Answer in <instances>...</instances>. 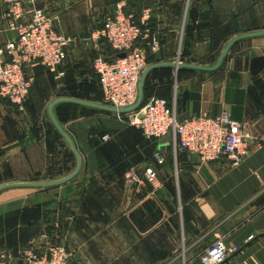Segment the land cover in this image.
Listing matches in <instances>:
<instances>
[{"label":"crops","instance_id":"crops-1","mask_svg":"<svg viewBox=\"0 0 264 264\" xmlns=\"http://www.w3.org/2000/svg\"><path fill=\"white\" fill-rule=\"evenodd\" d=\"M45 5L57 28L76 36L84 34L85 28L93 32L102 24H96L99 19L118 8L139 18L150 9L151 27L162 49L151 54L148 65L179 58L187 63L198 64L197 59L209 62L234 36L264 30V0H48ZM3 8L0 3V11ZM15 37L7 21L0 18V46ZM242 41H249L243 46L250 45L248 49L259 50L260 57L264 56V35L237 43ZM79 46L70 52L72 65L85 53ZM62 66L55 70L56 78L66 74V62ZM73 68L79 70L78 66ZM156 69L149 75L154 70H170L175 75L185 72L171 82L174 90L169 96L153 95L175 102L179 120L204 113L216 117L226 111L250 133L264 132L262 67L259 71L252 67L239 70L236 85L206 74L214 71ZM43 70L47 67L29 70L33 80L24 113L7 100H0V185L42 180L36 173L44 168L46 151L36 132L26 130L31 123L22 114L28 111L34 80ZM60 72L63 74L58 76ZM119 133L112 151L113 146L101 149L102 157L108 152L104 156L108 169L96 180L98 188H94L97 184H92L93 180L80 178L58 186H18L0 192V255L11 259V264H19L20 251L46 235L47 219L52 235L62 231L71 257L86 248L93 264H201L200 255L218 236H225L228 245L237 247L222 264H264L262 149L252 143L248 157L233 167L225 157L203 161L197 154L175 149L170 135L157 139L133 130ZM107 136L104 145H112V137L109 133ZM156 153L163 158L162 163ZM123 161L136 164L139 172L154 168L157 181L139 188L130 186L127 174L134 167L121 170L118 167ZM104 164H100V172ZM91 202L100 204L96 214L106 216L100 219L101 225L115 229H90L95 223L87 218L93 214L88 209Z\"/></svg>","mask_w":264,"mask_h":264},{"label":"built area","instance_id":"built-area-1","mask_svg":"<svg viewBox=\"0 0 264 264\" xmlns=\"http://www.w3.org/2000/svg\"><path fill=\"white\" fill-rule=\"evenodd\" d=\"M46 2L48 0H0L4 7L0 18L5 19L8 29L16 33L14 39L0 46V100H7L17 111L24 113L33 80L29 70L37 66L56 70L69 58L72 48L84 40L90 41L97 49L101 48L103 40L118 55L113 60L103 54L93 59L102 103L116 108L133 105L138 99L139 82L148 66V57L159 53L162 47L158 34L149 26L150 9L144 10L141 18L137 19L134 13L118 8L104 19L101 27L88 38H83L60 31L55 19L47 12ZM121 52L126 55L119 57ZM62 74L60 72L58 76ZM175 106V102L171 103L165 97L153 96L139 111H134L133 124L147 138L159 139L170 135L175 149L197 154L203 161L225 157L231 166L236 167L248 157L252 143L264 151V132L250 133L228 112L216 117L204 113L179 120ZM103 138L109 139L107 135ZM156 157L159 163L163 162L159 153ZM127 180L135 188L155 184L157 172L150 166L142 172L131 168ZM225 238L218 236L200 255L201 264H222L237 250L236 246L228 245ZM17 262L74 264L66 246L53 242L47 235L23 248ZM0 264H11V259L0 255Z\"/></svg>","mask_w":264,"mask_h":264},{"label":"rangeland","instance_id":"rangeland-1","mask_svg":"<svg viewBox=\"0 0 264 264\" xmlns=\"http://www.w3.org/2000/svg\"><path fill=\"white\" fill-rule=\"evenodd\" d=\"M103 19H99L96 24L99 25L100 22H103ZM95 28L96 26L91 28V30ZM82 31L84 34H81V37L83 38H88L92 33L89 28H85V30L83 29ZM245 43L247 44L249 41H242L241 43L235 44L231 48L222 65L214 72L206 74L208 76L216 75L217 80L220 82L225 81L227 83L230 82L231 85H236L239 70H249V68L252 67L255 68L254 70L259 71L260 67H262L263 70L261 72L264 73V56L260 57L259 50L256 53V51L248 49L250 45L243 46ZM81 45L79 48H82L81 50L85 49V53H81V57H79V61L76 65H72L69 60V56L66 60L67 69L64 76L56 78V71L49 68H47V71L43 70L40 74H38L34 80L33 96L28 103V111L25 114H22L25 117V120H28V123H31L27 126L26 130L29 129V132H33L34 134L36 132L37 137L41 139V144L44 146L46 151L44 156V168L42 171H38L36 173V176L38 178H42V180H51L63 177L72 172L77 163L76 156L70 146L56 129L48 116L49 103L55 98L57 99L64 96L102 103L100 100V84L93 70V59L98 54H104L105 50L102 47L97 49L88 40H84ZM205 51L208 50L206 49ZM221 52L222 49L215 52L209 62L199 59L196 61L198 64L208 66L214 65ZM150 61L151 56L149 62ZM67 62L71 65H68ZM76 66H78L79 70H75L73 68ZM190 73L191 72L188 71L187 74ZM184 75L185 72L175 75L172 74L171 71L169 72L165 70L152 72L151 75L148 76V88L144 91L142 104L137 111H139L153 95L169 96L174 90V86L171 82H175L177 78L180 79ZM259 76L260 75H255V77L260 78ZM180 86L181 85H179V92L182 90ZM77 106L79 105H64L60 106L57 111V114L61 119L60 123L74 140L83 158L81 170L78 175L72 179V182L83 178L82 180H93L92 184H97L96 180L101 177L100 175H103L105 169H108V167L106 168L108 163L105 162L104 159V156H106L105 154L108 152L105 151L106 153L102 157L101 149L104 147L107 148V146H113L110 148V151H112L114 149V144L117 142L116 139L118 138V134H120L119 132L122 130H133L140 133L143 132L140 128L133 124L135 116L134 112L128 114H118L96 108H82ZM27 115L29 118H27ZM107 133H109L112 137V141L109 142L114 143L112 145L109 144L105 146V140L103 137L107 135ZM112 160H115V158ZM101 163H105L102 172H100ZM123 163H118L120 164L118 168H121V170L123 169V171L126 169L128 170L130 167H137L136 164H132L131 162L125 163L123 161ZM140 172H142V170H140ZM94 188H98V184ZM114 198H116V196H114ZM90 205L91 207L88 209L93 214H88L87 218L91 223L95 222L94 226L90 229L95 231L105 229V224L101 225L103 221H100L102 217H106L105 214H96V207H100V204L91 202ZM106 229L110 232L112 229H115V227L109 226L108 224ZM48 230H50V221L48 222V220L45 219V231L43 234H46L53 242L61 243L66 246V241L62 240L63 237L65 238L62 231L58 232L60 235H52V233ZM66 233L67 232H65V234ZM74 242H76L78 246L77 240ZM81 251L82 252L75 253V255L73 253L72 260L74 264H93V260L90 257L88 250L83 248Z\"/></svg>","mask_w":264,"mask_h":264},{"label":"water","instance_id":"water-1","mask_svg":"<svg viewBox=\"0 0 264 264\" xmlns=\"http://www.w3.org/2000/svg\"><path fill=\"white\" fill-rule=\"evenodd\" d=\"M264 35V30L263 31H258V32H248V33H243L234 36L231 38L227 44L224 46L222 52L220 53L217 62L214 65L208 66V65H202V64H196V63H187V62H182V61H172V62H157L148 65L145 70L142 73L140 82H139V95L137 101L129 106V107H124V108H116L114 106H109L103 103H97V102H92V101H87L83 99H78V98H73V97H59L55 100H53L49 106H48V116L56 129L60 132V134L63 136V138L66 140L68 145L70 146L71 150L73 151L74 155L76 156V167L75 169L70 172L69 174L56 178V179H51V180H38V181H14V182H7L4 184L0 185V192L9 187H18V186H25V187H52V186H58L61 184H64L66 182L71 181L73 178H75L78 173L81 170L82 164H83V158L82 155L77 148L74 140L71 138L69 133L65 130V128L62 126L60 121L58 120L57 116L55 115V107L60 104V103H75L78 105L86 106V107H92L96 109H101L109 112H115V113H121V114H127L130 112H134L138 110V108L141 106L143 97H144V87H145V82L146 79L151 72V70L159 68V67H175V68H190V69H197V70H205V71H215L217 70L223 63V61L226 59L228 56L231 48L240 40L246 39V38H252L256 36H261ZM126 55L125 52L119 53V57H124ZM264 236V234H262Z\"/></svg>","mask_w":264,"mask_h":264},{"label":"trees","instance_id":"trees-1","mask_svg":"<svg viewBox=\"0 0 264 264\" xmlns=\"http://www.w3.org/2000/svg\"><path fill=\"white\" fill-rule=\"evenodd\" d=\"M140 16V15H139ZM139 16H137V19H140L139 18ZM102 25V24H101ZM101 25L99 26V27H101ZM149 26H150V28H151V30L153 31V28L151 27V17H150V20H149ZM98 27V28H99ZM161 44H162V42H161ZM101 47L102 48H104V50H105V53L103 54V55H105V56H107L109 59H115L116 57H117V55H118V53L107 43V42H105V41H103L102 40V42H101ZM161 49H162V47H161ZM161 49H160V51H161ZM159 51V52H160ZM107 54H109V55H107ZM158 54V53H157ZM153 55H156V54H153ZM151 56V54L149 55V57ZM148 57V58H149ZM166 69H168V68H166ZM170 69V68H169ZM93 70H94V68H93ZM157 70V69H156ZM155 71V70H154ZM169 72H170V70H169ZM94 73H95V71H94ZM95 75H96V73H95ZM97 76V75H96ZM148 78L149 77H147V79H146V82H145V87H144V91L148 88V83H149V80H148ZM73 98H75V97H73ZM79 99V98H78ZM100 100H101V102H102V93H101V90H100ZM64 105H67V106H70V105H74V106H76V105H78V104H75V103H60V104H58L57 106H56V111H58V108L60 107V106H64ZM77 107H79V106H77ZM56 111H55V115L57 116V118H58V120L61 122V119L59 118V116H58V114H56ZM199 262H201L200 261V259H199Z\"/></svg>","mask_w":264,"mask_h":264}]
</instances>
